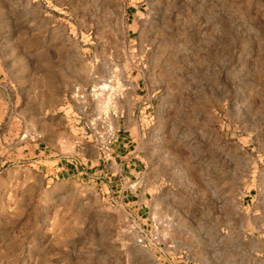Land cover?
Returning a JSON list of instances; mask_svg holds the SVG:
<instances>
[{
	"label": "rangeland",
	"instance_id": "374dc122",
	"mask_svg": "<svg viewBox=\"0 0 264 264\" xmlns=\"http://www.w3.org/2000/svg\"><path fill=\"white\" fill-rule=\"evenodd\" d=\"M0 264H264V0H0Z\"/></svg>",
	"mask_w": 264,
	"mask_h": 264
},
{
	"label": "crops",
	"instance_id": "0c3cea01",
	"mask_svg": "<svg viewBox=\"0 0 264 264\" xmlns=\"http://www.w3.org/2000/svg\"><path fill=\"white\" fill-rule=\"evenodd\" d=\"M122 139H124V137H122ZM120 142H123V140H121ZM123 145H126L125 142H123ZM138 161H139V156L137 154L135 155L127 154L124 156H120L119 154H116L115 156L105 161V167L103 171L105 176L109 178V181L113 180V178L116 177L117 175H123L124 177H127L126 174L128 173L132 174L133 171H136ZM63 169L71 170L73 173H75L76 171L75 168H73V166L70 168H63ZM80 173L81 172L77 170V174ZM122 189L123 191H119V193L123 194L127 192V190H125L124 188ZM123 197L126 199L128 198L126 195H123ZM139 199H141L140 206L143 207L142 204L144 203V200L142 198ZM128 203H132V201H128Z\"/></svg>",
	"mask_w": 264,
	"mask_h": 264
}]
</instances>
